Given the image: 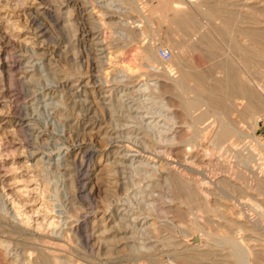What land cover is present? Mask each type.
<instances>
[{
  "label": "rangeland",
  "instance_id": "1",
  "mask_svg": "<svg viewBox=\"0 0 264 264\" xmlns=\"http://www.w3.org/2000/svg\"><path fill=\"white\" fill-rule=\"evenodd\" d=\"M126 1L0 0V261L31 264L27 244L62 249L58 264H150L146 255L177 264L174 250L200 245L214 249L208 264H233L208 236L218 230L231 231L253 264H264V199L236 158L254 154L253 170L264 169V112L239 116L246 101L217 93L235 107L223 112L246 137L222 148L197 137L159 73L166 66L176 76L187 64L213 74L209 84L221 70L204 47H182L162 18V0ZM206 1H220L238 28L246 26L242 16L264 28V0ZM212 33L216 60H237L239 71L234 45ZM159 49L172 50V58L162 61ZM251 68L250 77L237 73L261 90ZM208 115L206 122L216 118ZM228 171L245 174L236 180ZM172 177L190 185L189 199Z\"/></svg>",
  "mask_w": 264,
  "mask_h": 264
},
{
  "label": "bare ground",
  "instance_id": "2",
  "mask_svg": "<svg viewBox=\"0 0 264 264\" xmlns=\"http://www.w3.org/2000/svg\"><path fill=\"white\" fill-rule=\"evenodd\" d=\"M127 1H129V2H127ZM127 1H126L127 3H130V4L132 3V5H134L136 7H137L138 2H139V0H127ZM255 3H256V1H255ZM219 5H222L220 3V1L215 2V3H211V2H207L206 0H197V2H196V0H162V8L160 9V12L163 13V15H164V16H162V18L165 20H168V22L170 23V28L176 34H178L180 36V38L182 39V42L180 43L182 45V47H184V48L188 47L189 51L190 50L196 51V50H199L201 47H204L206 59L210 60L208 62L213 61L215 63L214 68L217 70L218 69L221 70L222 74L219 73L220 70H218L219 72H217L221 76H219V78L217 77L218 79L215 78L216 80L213 83L208 84L206 82V79H208L209 75H211V74H208L207 72H210L209 69H210L213 62L211 63L208 71L206 70L207 74H201L198 71L196 72V71H192V70L189 71V70H187L188 67L186 68V66H187V64H186V66H184V65L178 66V69L176 72L177 75L175 76V73H172L171 70L169 69V67L163 66L164 63H162L163 65L162 64H160V65L164 67L165 72H160V73L158 72V73L162 74L165 77V79L168 80V81H166V80L165 81L168 82L169 84H171L172 87L175 88L176 92L178 93L179 98H180V105H181L180 107L185 112V114L188 116V118H189L188 120H190L189 127L192 129V132H194V134H196L197 137H199L201 134L204 138H205V136L207 138H208V136H210L208 139L213 141L214 144H217L219 148H222L220 146H222L225 143H230V145H232L234 143L235 139H240V138L246 137V134H244L242 131L238 130L236 128V126L233 124V122L232 123L228 122V120L225 117L226 116L224 114L225 110L232 109V107H234V106L228 104L227 97H233L235 95H239L238 97L240 99L246 101L245 102L246 104L244 106V110L243 111L240 110L241 112L238 111V113H237L239 116L241 114L244 116L245 111L248 112V118H250V119L253 115H258L260 117L264 114V113L262 114V112H264V92L262 91V89L264 90V88H263V85H264V28H262L260 26L261 23L258 22L257 20H254L252 18H246V17L244 18L243 16H242V20L244 19L246 21H243L241 23H242V25H246V26L239 27V28L236 27V25H235L236 18L233 16V14H231L230 12L227 13L223 9L219 10ZM250 5H253V4H250ZM139 9L141 12L144 10L142 8H139ZM261 12H263V11L261 10ZM226 14H228L229 17H226ZM237 14H239V13H237ZM238 18H240V17H238ZM216 22H218V23H216ZM212 31H215L216 34H218V35H222V37H226V39L230 41L231 45H234L233 50L237 54L238 63H239L238 65H240L239 67H242L239 71L245 69L244 71H246V73H248L252 70L247 72V69L248 70L252 69L251 67H253L255 69V71H254L255 73L253 72L255 74L254 76H256V77L258 76L259 79H261L260 80L261 82L259 81L261 84H257L258 86H260L261 90L259 88H255V87H254V89L251 88L250 84L246 83L248 81L247 80L248 78L246 79L247 81H244L247 85L242 81L243 75H240L241 72L237 71L238 73H240V74H238L236 72V69H235V67H237V66H235V62L237 60H235V61L234 60L232 61L231 59H230V61L229 60L222 61L223 59L222 60H216V58L214 56L216 55V47L217 46H215L214 41L211 38L212 34H213ZM232 35H234V36L237 35V37H241V38L245 39V42H247V44L239 43L240 41L239 42L234 41L235 37L233 36L234 37L233 38ZM214 37H216V36H214ZM219 43H221V42L219 41ZM170 52L173 53L172 50ZM172 53H171L170 59L172 58ZM149 54L153 55L150 52H149ZM236 65H237V63H236ZM256 68H257V70H256ZM212 69H210V70H212ZM210 73H213V72H210ZM242 73H243V71H242ZM251 73H248L249 75L247 74L248 77H250ZM158 76H160V75H158ZM173 76H175V77H173ZM251 78H253V77H251ZM254 79L255 78H253V80ZM259 79H257V80H259ZM208 80H210V78ZM252 83H254V82H252ZM256 89H258L260 92L258 90H257L258 91L257 92ZM221 92H223V93L225 92L227 94L226 95L227 97H225V96L220 97V96L216 95L217 93L221 94ZM191 94H193L194 97ZM176 98H178V97H176ZM202 106H206L207 111L203 112L202 111L203 109H202V110H200L201 111L200 113H196V111H198ZM241 107H243V106H241ZM204 110H205V108H204ZM208 111L212 112L216 118L214 120L212 119L211 121L206 122L208 119H210V117L208 115V113H209ZM205 122L207 124H204ZM246 146H244L245 149H243L244 147L241 148V149H243L244 152L248 151V149H247L248 147L246 148ZM186 147L192 148V144L189 143L186 145ZM260 147L264 151V147L263 146H260ZM205 151L203 153H205ZM188 152H187V154H188ZM197 153H199V152H197ZM238 153H237V156H238ZM250 155L251 156L247 157L244 155V153L240 154L238 157H236V158H238L237 162H238V164H242L244 166L243 168L246 171H248V173H250V176L252 177V179H254L256 181L255 182L256 183V186H255L256 189L255 190H257L263 196V199H264V169H261L259 167V168H256V170L255 169L253 170V166L255 165V160L253 158L254 154L253 155L250 154ZM254 157H255V155H254ZM251 164H253V165H251ZM240 171H237V172L228 171V172L229 173L235 172L236 180H241V178H242L241 174H245V173L244 172L241 173ZM169 172H170V170H169ZM172 175H174V174H172ZM162 178H163V176H162ZM171 181H172V185L175 187V189L178 191V193L183 194L185 196V198H187V199H189L188 197L192 196V194H193L192 188L185 181L181 180L180 178L178 179V178H173V177L171 178ZM225 181H227V180H223L222 182H220V184H223L224 187H227V184ZM223 182H225V183H223ZM232 187L230 185V188H232ZM203 196H205V195H203ZM208 206H209V204H208ZM259 214L260 215L258 216V219H259L258 221H259V223H261L263 230H264V206L260 210ZM1 219H3V218L0 216V220ZM232 226H234V224L230 222V226H228V227L231 229ZM208 230H209V228H208ZM8 233H10V232H8ZM222 233H220L217 230L214 233L209 232L208 236L210 237V240H212L216 243V245L221 244L224 246V248L226 247V249L228 250V253H227L228 257L227 258H229L233 264H253L255 262L254 261L255 257L252 260L251 257L248 254H246V252H245V251H247L246 248H244V246L242 247L239 243H237V240H235L234 237L230 234L231 231H230V233L229 232L228 233L226 232L225 234L224 233L222 234ZM0 234H2V232H0ZM12 234H14V233H12ZM198 246L200 247V245H197V247ZM213 246H214V244H213ZM30 247L26 244V246L24 247V250H26L27 253L29 252L30 256L32 255V252L35 253V257H34L31 264H58V254H59V252L62 251V249H59L58 247H55V246L49 247V246H44V245L42 246V249H34L33 250V248H30ZM197 247L194 246L192 248L188 247L187 249H184V250H182V249L181 250H174L173 253H174L175 258L177 260V264H208L207 261L209 260L210 257L213 256V250L214 249L210 251L209 247L207 246V248H205L204 250H198ZM218 247L221 248L220 246H217V248ZM224 248H222V249H224ZM64 252H66V250ZM143 257H144V255H143ZM144 258L149 260L150 264H162V260H160V258H157L156 255H148V256L146 255ZM5 261H6V259H5ZM4 262L0 261V264H3ZM219 263H216V264H219ZM66 264H67V262H66Z\"/></svg>",
  "mask_w": 264,
  "mask_h": 264
},
{
  "label": "built area",
  "instance_id": "3",
  "mask_svg": "<svg viewBox=\"0 0 264 264\" xmlns=\"http://www.w3.org/2000/svg\"><path fill=\"white\" fill-rule=\"evenodd\" d=\"M158 57L162 60V61H168L171 57V52L167 49H159L158 50Z\"/></svg>",
  "mask_w": 264,
  "mask_h": 264
},
{
  "label": "water",
  "instance_id": "4",
  "mask_svg": "<svg viewBox=\"0 0 264 264\" xmlns=\"http://www.w3.org/2000/svg\"><path fill=\"white\" fill-rule=\"evenodd\" d=\"M194 241H196V240H194Z\"/></svg>",
  "mask_w": 264,
  "mask_h": 264
}]
</instances>
